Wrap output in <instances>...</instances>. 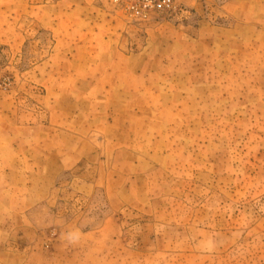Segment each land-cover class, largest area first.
I'll list each match as a JSON object with an SVG mask.
<instances>
[{
  "label": "rangeland",
  "instance_id": "374dc122",
  "mask_svg": "<svg viewBox=\"0 0 264 264\" xmlns=\"http://www.w3.org/2000/svg\"><path fill=\"white\" fill-rule=\"evenodd\" d=\"M176 5L0 0V264H264V0Z\"/></svg>",
  "mask_w": 264,
  "mask_h": 264
},
{
  "label": "built area",
  "instance_id": "2783aa9c",
  "mask_svg": "<svg viewBox=\"0 0 264 264\" xmlns=\"http://www.w3.org/2000/svg\"><path fill=\"white\" fill-rule=\"evenodd\" d=\"M177 0H109L131 21L168 15L176 10Z\"/></svg>",
  "mask_w": 264,
  "mask_h": 264
},
{
  "label": "clouds",
  "instance_id": "9594fccd",
  "mask_svg": "<svg viewBox=\"0 0 264 264\" xmlns=\"http://www.w3.org/2000/svg\"><path fill=\"white\" fill-rule=\"evenodd\" d=\"M81 235H82V233H81V230L79 228L61 234L62 239H64L70 245L77 244L81 239Z\"/></svg>",
  "mask_w": 264,
  "mask_h": 264
}]
</instances>
